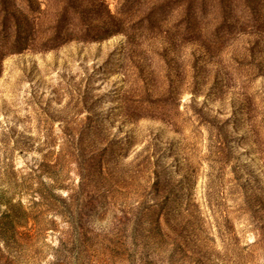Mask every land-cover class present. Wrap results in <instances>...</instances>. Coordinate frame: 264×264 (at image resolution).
I'll use <instances>...</instances> for the list:
<instances>
[{
	"label": "rangeland",
	"instance_id": "374dc122",
	"mask_svg": "<svg viewBox=\"0 0 264 264\" xmlns=\"http://www.w3.org/2000/svg\"><path fill=\"white\" fill-rule=\"evenodd\" d=\"M0 264H264V0H0Z\"/></svg>",
	"mask_w": 264,
	"mask_h": 264
}]
</instances>
